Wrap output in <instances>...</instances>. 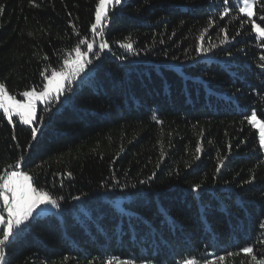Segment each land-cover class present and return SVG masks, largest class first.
Here are the masks:
<instances>
[{"label":"trees","instance_id":"trees-1","mask_svg":"<svg viewBox=\"0 0 264 264\" xmlns=\"http://www.w3.org/2000/svg\"><path fill=\"white\" fill-rule=\"evenodd\" d=\"M97 4L0 0V81L17 99L94 38L36 140L0 112V174L23 156L62 210L10 238L6 264H264V150L246 119L264 122V0L252 18L240 0H121L102 36Z\"/></svg>","mask_w":264,"mask_h":264},{"label":"snow or ice","instance_id":"snow-or-ice-1","mask_svg":"<svg viewBox=\"0 0 264 264\" xmlns=\"http://www.w3.org/2000/svg\"><path fill=\"white\" fill-rule=\"evenodd\" d=\"M228 0H225L227 3ZM256 0H241L242 7L239 8V12L243 13L248 17H252L254 13V6ZM121 0H98L96 12H95V23L91 25V31L97 35H103V26L107 23L106 17L108 14L110 5H119ZM3 9L0 8V13ZM224 15H228V11H224ZM261 20H264V15H261ZM255 30L260 37H264V29H261L259 25H255ZM100 29L97 32V29ZM204 37L201 36L200 40ZM78 43H84L87 45V51H93V43H89L88 40H82ZM127 50H132L133 45L131 43H125L121 45ZM107 47L106 43H100L99 48L103 50ZM202 47V46H201ZM76 56L72 60L71 64L67 60L64 62V66L67 68L75 69L76 73L83 70L86 63H90L85 57V54L81 52L79 46L73 49ZM264 60V56L261 57ZM44 75V79L47 81L40 91L37 92L35 88L24 91L21 95L23 100L16 99L15 95H10L5 87V84L0 81V112L3 113V117H7L8 122L12 123L13 116L18 117V122L22 121L26 125H32L33 120H38L37 118V102L50 104L52 98L58 95L64 90L65 81L68 80L69 73L64 71H59L53 68L49 74ZM264 116V112L261 113ZM0 117V118H3ZM250 124L253 126H258L259 128V142L262 148H264V122H260L253 111L246 117ZM39 122V120H38ZM32 140L37 139L38 129L32 127ZM15 138V137H14ZM31 147V145H29ZM200 148H197V152ZM23 156L19 157L14 170L5 171L4 174H0V264H6L5 251L4 249L13 242L12 239L17 236L21 230V225H26L29 220H35L39 217L40 213H37L36 217H33V213L36 212L38 208L43 206H52L53 208H59V204L56 199H53L48 191H45L42 186H34L33 176L29 175L25 171H20V164L23 161ZM199 159V156H197ZM223 166L222 162L221 165ZM219 170V168L217 169ZM71 175V173H68ZM250 182V181H249ZM199 186H195L193 191H198ZM10 194V196H9ZM62 199V197H61ZM76 199H79L77 197ZM7 219L5 220V214ZM242 251L246 254L253 252L251 247H245ZM221 260L224 257H220ZM108 264H112L111 261ZM128 264V262H124ZM186 264H193L192 261L186 262Z\"/></svg>","mask_w":264,"mask_h":264},{"label":"rangeland","instance_id":"rangeland-1","mask_svg":"<svg viewBox=\"0 0 264 264\" xmlns=\"http://www.w3.org/2000/svg\"><path fill=\"white\" fill-rule=\"evenodd\" d=\"M241 1V0H240ZM243 6V5H242ZM113 7V5H110L109 6V10L111 9ZM109 10H108V13H109ZM108 15V14H107ZM248 17V16H247ZM253 17V16H252ZM252 17H250V18H252ZM90 53L91 52H86V53H84L85 54V57H86V59H88L89 58V56H90ZM75 57V56H74ZM71 58V59H69V60H67L68 62H69V64H71V62H72V60H74L75 58ZM86 65V64H85ZM85 65H84V68H83V70L82 71H80L79 73H76V71H75V69H74V67L73 68H67V67H63V69L62 70H59V71H64V72H67V73H69V77H68V80H66L65 81V86H64V90L58 95V98H56L55 96L52 98V100L53 99H59V98H61L63 95H64V93L66 92V90H67V88L70 86V85H72L73 83H76L77 82V79L79 78H81V77H83V76H85V74H86V71H87V69H85ZM47 83V81H45V84ZM37 90V92H39L40 91V89L38 90V89H36ZM8 91V90H7ZM9 93V92H8ZM10 94V93H9ZM11 95V94H10ZM22 96V95H21ZM23 98V97H22ZM17 99V98H16ZM24 99V98H23ZM18 100H20V99H18ZM47 104H45V103H41V102H37V118H38V112H39V108L40 107H44V106H46ZM13 118H17L18 119V117H15V116H13ZM259 120V119H258ZM260 121V120H259ZM23 125H25V126H27V127H29V128H32V127H35V125H36V123H37V120H33V123H32V125H26V124H24L22 121H20ZM261 122V121H260ZM255 128L257 129V131H258V133H259V128H258V126H255ZM39 134V130H38V132H37V135ZM263 150H264V148H263ZM29 174V173H28ZM30 175V174H29ZM9 196H10V194H9ZM0 204H2V202H0ZM37 213H40V215H39V217L38 218H40V217H44V216H47V215H54V216H56V217H60L61 216V213H62V210H61V208H60V205H59V208H53L52 206H50V205H48V206H41L40 208H38L37 210H36V212H34L33 213V217H36V215H37ZM5 215V220L7 219V216H6V213L4 214ZM30 221H32V220H29L28 222H26V225L30 222ZM26 225H21V228H23V227H25Z\"/></svg>","mask_w":264,"mask_h":264}]
</instances>
